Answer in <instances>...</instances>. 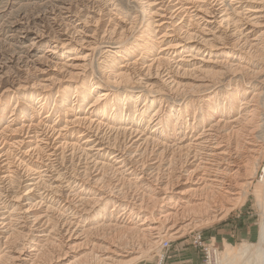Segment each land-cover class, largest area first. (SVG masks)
<instances>
[{
    "label": "bare ground",
    "instance_id": "obj_1",
    "mask_svg": "<svg viewBox=\"0 0 264 264\" xmlns=\"http://www.w3.org/2000/svg\"><path fill=\"white\" fill-rule=\"evenodd\" d=\"M138 2L140 28L102 30L103 15L120 20L112 0L51 9L59 36L34 57L48 38L38 28L15 64L43 78L22 100V85L0 97V264H136L225 217L254 179L264 0ZM75 43L85 55L64 59Z\"/></svg>",
    "mask_w": 264,
    "mask_h": 264
},
{
    "label": "rangeland",
    "instance_id": "obj_2",
    "mask_svg": "<svg viewBox=\"0 0 264 264\" xmlns=\"http://www.w3.org/2000/svg\"><path fill=\"white\" fill-rule=\"evenodd\" d=\"M138 1L112 0V8L114 10L112 14H117L120 20L116 18V15L110 14L111 22L109 23V17L103 15L104 19L100 22L102 30L118 24L119 21L124 24L134 23L135 28L143 27L147 18H144L142 5ZM141 2L143 3V1ZM70 3L77 10V7H81V5H88L90 0H0V65L3 66V74H0V97L4 94L5 89H9L7 94L10 95V99L13 93L16 92L15 89L20 85L25 87V90L17 94L16 97L19 100L32 94V90L29 87L37 84L43 77L31 65L32 68L24 75L25 78H20L22 72L17 70V65L15 64L21 57L25 56L28 46L34 38L33 34L38 28L40 31H45L48 38L44 40L40 47L42 50L33 53V56L38 57L41 51L48 50L49 46L55 42L56 37L59 36L58 29L51 27L53 23L51 14L53 11L51 9H56L60 12L62 6ZM62 13L60 14L63 16ZM89 28L94 31L97 25L93 24ZM24 29L29 31L25 37L22 34ZM160 33L162 31L159 32L158 30L154 36L158 37ZM19 36L21 37L19 38ZM133 41L134 39L130 42ZM126 45H123L122 48H125ZM107 47L108 44H104L103 52L98 53L93 59L95 68L103 62V53ZM65 52L67 53L64 59L74 60L85 55L87 48L79 45L77 47V43H75ZM37 66H44V63ZM9 67H12V71L8 70ZM9 71L11 74L8 73ZM15 71L18 77H16ZM7 73L8 75H6ZM96 73L99 75L98 69ZM62 87H66L67 90L71 85L64 84ZM56 92L57 90L50 94L54 95V99H57ZM8 101L10 100H7L9 105ZM52 104L53 100L50 102L51 108L53 107ZM15 105L16 101L10 102L9 112ZM261 107L264 110L263 101ZM9 114L7 113L6 115ZM262 122L264 123V121L260 122V127L262 128H259L260 134L258 137L259 142L264 147V124ZM254 168L256 170H253L254 179L245 188L244 195L227 207L229 210L226 211L228 212L226 215H223L225 217L221 218L222 216H220L214 220L211 219L207 223L191 227L179 238L166 236L152 249L143 250L142 254H134V256L140 255L141 257L136 264H264V241L261 240V227L264 222V149ZM111 208L112 205L109 209ZM164 241L170 243V249L162 248V242Z\"/></svg>",
    "mask_w": 264,
    "mask_h": 264
},
{
    "label": "built area",
    "instance_id": "obj_3",
    "mask_svg": "<svg viewBox=\"0 0 264 264\" xmlns=\"http://www.w3.org/2000/svg\"><path fill=\"white\" fill-rule=\"evenodd\" d=\"M162 248L166 250L170 249V243L167 241L162 242Z\"/></svg>",
    "mask_w": 264,
    "mask_h": 264
},
{
    "label": "crops",
    "instance_id": "obj_4",
    "mask_svg": "<svg viewBox=\"0 0 264 264\" xmlns=\"http://www.w3.org/2000/svg\"><path fill=\"white\" fill-rule=\"evenodd\" d=\"M243 230V229H242Z\"/></svg>",
    "mask_w": 264,
    "mask_h": 264
}]
</instances>
